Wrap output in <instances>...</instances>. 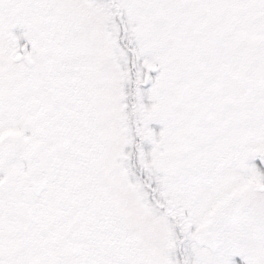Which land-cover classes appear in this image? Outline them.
<instances>
[{"label": "snow or ice", "instance_id": "snow-or-ice-1", "mask_svg": "<svg viewBox=\"0 0 264 264\" xmlns=\"http://www.w3.org/2000/svg\"><path fill=\"white\" fill-rule=\"evenodd\" d=\"M0 264H264V0H0Z\"/></svg>", "mask_w": 264, "mask_h": 264}]
</instances>
